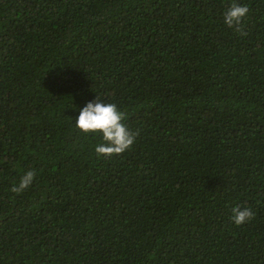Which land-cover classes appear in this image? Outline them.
Instances as JSON below:
<instances>
[{
	"label": "trees",
	"instance_id": "16d2710c",
	"mask_svg": "<svg viewBox=\"0 0 264 264\" xmlns=\"http://www.w3.org/2000/svg\"><path fill=\"white\" fill-rule=\"evenodd\" d=\"M231 2L0 0V264H264V0L244 35ZM95 95L125 152L74 126Z\"/></svg>",
	"mask_w": 264,
	"mask_h": 264
},
{
	"label": "clouds",
	"instance_id": "9594fccd",
	"mask_svg": "<svg viewBox=\"0 0 264 264\" xmlns=\"http://www.w3.org/2000/svg\"><path fill=\"white\" fill-rule=\"evenodd\" d=\"M248 12L247 4L232 0L223 12V23L244 35L241 22ZM75 106L74 109L78 108V114L73 120L74 126L85 134L100 136V142L94 145L97 156L120 154L133 145L136 133L128 128L124 122L126 113L115 102L105 101L95 95L92 100L86 101L82 106ZM36 174V171L32 169L25 171L19 181L12 185L11 191L19 194L29 188ZM230 211L229 218L237 225L250 221L255 215L250 207L241 205H234Z\"/></svg>",
	"mask_w": 264,
	"mask_h": 264
}]
</instances>
